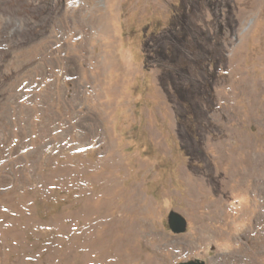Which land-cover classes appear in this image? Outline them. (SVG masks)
<instances>
[{"label": "rangeland", "instance_id": "obj_1", "mask_svg": "<svg viewBox=\"0 0 264 264\" xmlns=\"http://www.w3.org/2000/svg\"><path fill=\"white\" fill-rule=\"evenodd\" d=\"M263 34L264 0H0V264H264Z\"/></svg>", "mask_w": 264, "mask_h": 264}, {"label": "water", "instance_id": "obj_2", "mask_svg": "<svg viewBox=\"0 0 264 264\" xmlns=\"http://www.w3.org/2000/svg\"><path fill=\"white\" fill-rule=\"evenodd\" d=\"M168 224L172 232L179 234L187 230L188 221L184 215L172 209L168 213ZM180 264H206V262L203 259L194 258L182 261Z\"/></svg>", "mask_w": 264, "mask_h": 264}, {"label": "bare ground", "instance_id": "obj_3", "mask_svg": "<svg viewBox=\"0 0 264 264\" xmlns=\"http://www.w3.org/2000/svg\"><path fill=\"white\" fill-rule=\"evenodd\" d=\"M264 35V34H263ZM263 38V37H262ZM261 40V39H260ZM234 43V42H233ZM256 43V42H255ZM232 46V45H231ZM238 46V45H237ZM255 46V45H254ZM260 56V55H259ZM229 65V64H228ZM228 65H226V66H228ZM231 65V64H230ZM240 68V67H239ZM233 69H231V71H232ZM242 70V69H241ZM241 70H240V72H241ZM230 71V70H229ZM239 71V70H238ZM237 74V73H236ZM241 74V73H240ZM244 75V74H243ZM229 76V75H228ZM242 76V75H241ZM245 77V76H244ZM232 78V77H231ZM243 80V79H242ZM230 81V80H229ZM250 81H252V80H250ZM244 82V81H243ZM233 83V82H232ZM236 83V82H235ZM252 83V82H251ZM231 84V83H230ZM240 84H241V82H240ZM253 84V83H252ZM249 85V84H248ZM251 86V85H250ZM245 88V87H244ZM239 89V88H238ZM240 90V89H239ZM243 91H247V89H244ZM249 93H251L255 98H258L259 96H260V94H259V87H258V89L256 90V88L255 87H253V89L251 90L250 89V92ZM261 93H262V91H261ZM263 94V93H262ZM225 98V97H224ZM224 98H222V99H224ZM250 98V97H249ZM250 101V100H249ZM252 101V100H251ZM260 101V100H259ZM256 102V101H255ZM214 105V104H213ZM255 107V106H254ZM254 109V108H253ZM112 167V166H111ZM14 178V176L13 175H7V174H0V182L1 181H3V180H12ZM200 182V181H199ZM85 187V186H84ZM8 191V190H10V188H8V187H6V186H4V185H2L1 183H0V192L1 191ZM129 190V189H128ZM107 192V191H106ZM104 193V192H103ZM129 193V192H128ZM2 197V196H1ZM0 197V198H1ZM138 197H140L139 195H138ZM129 198V197H128ZM136 199H138V198H136ZM0 203H1V201H0ZM16 204V203H15ZM1 205V204H0ZM9 206V205H8ZM13 206V205H12ZM15 206H17V205H15ZM12 208H14V206L12 207ZM9 209V208H8ZM11 209V208H10ZM102 209V208H101ZM118 209V208H117ZM15 211V210H14ZM97 211V210H96ZM12 215V214H11ZM102 216V215H101ZM104 216V215H103ZM105 216H106V214H105ZM5 218V217H4ZM108 218V217H107ZM113 218V217H112ZM10 220V219H9ZM88 222V221H87ZM6 223H8V222H6ZM143 228V227H142ZM113 229V228H112ZM122 229V228H121ZM127 229V228H126ZM109 230V229H108ZM118 230V229H117ZM128 230H130V229H128ZM110 231V230H109ZM133 232V231H132ZM12 233V232H11ZM111 233V232H110ZM114 233H115V231H114ZM108 234V233H107ZM11 235V234H10ZM116 235V234H115ZM127 235H129V234H127ZM111 236V235H110ZM113 236V235H112ZM104 238H106V237H104ZM133 238V237H132ZM113 239V238H112ZM111 239V240H112ZM114 239H115V236H114ZM113 239V240H114ZM125 241H127V240H125ZM100 242V241H99ZM108 242V241H107ZM109 243V242H108ZM114 243V242H113ZM122 243V242H121ZM117 244V243H116ZM130 245V244H129ZM123 248V247H122ZM102 249V248H101ZM124 249V248H123ZM121 250V249H120ZM119 250V251H120ZM103 251V250H102ZM118 251V252H119ZM109 261V260H108Z\"/></svg>", "mask_w": 264, "mask_h": 264}, {"label": "flooded vegetation", "instance_id": "obj_4", "mask_svg": "<svg viewBox=\"0 0 264 264\" xmlns=\"http://www.w3.org/2000/svg\"><path fill=\"white\" fill-rule=\"evenodd\" d=\"M264 212V211H263ZM263 212H262V214H263ZM263 229H264V227H263ZM262 261L264 262V259H262Z\"/></svg>", "mask_w": 264, "mask_h": 264}]
</instances>
